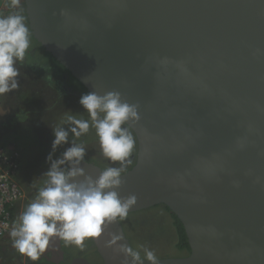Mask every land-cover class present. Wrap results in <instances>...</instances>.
I'll use <instances>...</instances> for the list:
<instances>
[{"label":"water","instance_id":"1","mask_svg":"<svg viewBox=\"0 0 264 264\" xmlns=\"http://www.w3.org/2000/svg\"><path fill=\"white\" fill-rule=\"evenodd\" d=\"M22 2L32 36L65 73L138 106L126 125L134 164L117 191L137 197L129 214L167 207L190 248L158 264H264V0ZM81 167L93 178L104 170ZM111 233L133 248L122 220L93 245L102 264H124ZM61 245L49 250L63 255Z\"/></svg>","mask_w":264,"mask_h":264},{"label":"clouds","instance_id":"2","mask_svg":"<svg viewBox=\"0 0 264 264\" xmlns=\"http://www.w3.org/2000/svg\"><path fill=\"white\" fill-rule=\"evenodd\" d=\"M11 7L19 9L20 0H11ZM30 45V29L21 11L0 16V95L19 88L17 63L24 61ZM79 103L90 120L67 115L63 121L67 128H53L52 153L47 157L50 166L44 173L47 180L10 232L12 246L34 262L56 240L83 249L86 239L100 238L107 225L126 219L137 203L135 195L122 197L117 189L123 183L125 162L130 163L128 158L135 147L126 125L139 120L138 106L125 101L118 91L104 95L91 91L82 95ZM90 126L96 130L103 156L121 163L120 167L102 170L96 178L81 167L86 155L82 144L73 141L60 157L53 158L58 146L69 143L70 133L79 138ZM110 237L107 246L125 256L124 264L128 257L132 264H144L139 251L119 243L123 236L111 233ZM144 257L149 264H158L154 251L145 248Z\"/></svg>","mask_w":264,"mask_h":264},{"label":"rangeland","instance_id":"3","mask_svg":"<svg viewBox=\"0 0 264 264\" xmlns=\"http://www.w3.org/2000/svg\"><path fill=\"white\" fill-rule=\"evenodd\" d=\"M4 1L5 0H0V5H2ZM17 67L20 71V76L18 77L20 86L15 91L27 88L29 89L27 93L32 95L38 92V94L36 98L22 99L20 102H16L15 100L12 107L14 111L17 110L19 104H24L26 102L24 105L28 112L33 113L34 116L20 125L13 126L6 134L12 136L11 140L13 147H10L9 153L13 151L22 153V158L20 157L22 162L20 160V163L23 173L20 178L18 177V181L25 189L26 194L31 193V197L33 198L38 194V190L44 186L47 180L44 173L50 166L47 157L52 153V141L55 138L53 128L58 126L67 128L68 125L63 123L67 115H73L83 120H90V116L79 103L80 99L77 96L72 94H66L65 96V94H61L56 88L46 85L42 79L21 68L19 63H17ZM62 73L68 80L70 79V76L65 73V71L62 70ZM55 79L57 83L59 77L57 76ZM33 81L34 83H32ZM69 88L71 89L72 87L70 86ZM18 93L19 92H17V94ZM5 97L6 99H4L3 103L0 101V106L4 111L2 115L7 114V110H4L7 107L5 102L10 95H5ZM73 141L77 144H82L86 152L97 153L100 161H105V163L110 162L111 165H113L108 167L121 166L120 162H113L103 156L99 137L96 135V130L91 126L89 131L79 138H75L73 134L70 133L69 143L58 146L55 153H53V158L60 157L65 149L71 146ZM64 167H67V165ZM126 168L125 162V169ZM27 183L32 185V189L24 186ZM136 217L134 234L131 232L132 237L141 240L136 251H139L143 255L144 249L147 248L154 251L156 256H170L176 254V235L168 215L166 216V214L161 211L150 210L141 212L140 215ZM128 218L130 219V216L124 221L128 220ZM4 245H6V243L0 241V264H38L31 261L26 255H21L15 251L8 252V250H3L5 247Z\"/></svg>","mask_w":264,"mask_h":264},{"label":"trees","instance_id":"4","mask_svg":"<svg viewBox=\"0 0 264 264\" xmlns=\"http://www.w3.org/2000/svg\"><path fill=\"white\" fill-rule=\"evenodd\" d=\"M21 11L22 14L25 17V23L28 25L27 18L25 16L24 10H23V2L21 0L20 2V8L19 9H13L11 7V0H5L2 5H0V15H8L14 11ZM29 27V26H28ZM30 40H31V45L30 48L28 49L25 59L23 62H18L24 70H26L28 73L37 76L38 78L42 79L43 82H45L46 85L52 86L59 90L61 94H72L77 96L79 99L81 98L82 95L88 93L71 75L70 79L68 80L65 75L62 73V69L60 68V65L56 62V60L50 55V53L46 52L45 49L40 45V43L32 36L30 32ZM59 77V80L56 83V77ZM34 83V81L32 82ZM74 85V86H73ZM72 87L71 89L69 87ZM21 90V89H19ZM12 91L9 92L8 94L0 95V100L4 101L6 99L5 95H10V97H7V107L4 110H7V114L0 115V161H2V156L3 153L8 151L10 147H13L12 143V136H9L6 134L7 131H9L13 126L15 125H20L24 123L27 119H29L30 114L24 104H19L17 110H13V103L20 102L22 99H27L36 96L38 92H35L34 94L27 93L29 89L25 88L21 91ZM17 92H19L17 94ZM5 117V118H4ZM4 119V120H3ZM130 131V129H129ZM131 132V131H130ZM132 134V132H131ZM133 135V134H132ZM134 137V136H133ZM136 146L133 149V154L135 153ZM131 157V156H130ZM85 159L88 160H93L97 161L103 169L108 168V165L105 164V161L102 162V160H99V157L97 156V153L95 152H86ZM134 164V160L132 162ZM131 164V166L133 165ZM131 166L127 167L126 169L130 168ZM21 167V163H20ZM20 172V169H19ZM25 183V182H23ZM25 187H28L29 189H32V185L30 184H25ZM37 195V194H36ZM36 195L34 197H36ZM33 197V198H34ZM31 193L26 194V198L23 202L17 203L15 206H13L12 212H13V223L16 224L18 223V217L23 213L25 208L31 203ZM150 210H155V211H161L162 213L168 215L170 218V222L172 225L173 230L175 231L176 235V254L175 255H185L189 253V245L187 241V237L183 228V225L181 222L177 219V217L171 213V211L163 206V205H157L155 207H152L150 209H145L143 211L135 212V213H130L128 216H130V219L124 221V226L125 229L130 237V240L132 242L134 250H136L137 247H139V244L141 240L137 239L136 237H132L131 232L133 233L135 229V224H136V216H139L141 212H147ZM139 214V215H138ZM134 234V233H133ZM0 241H4L6 245L3 248V250H8V252L11 251H16V249L12 246L13 241L9 237H4L0 239ZM179 252V253H177ZM183 252V253H182ZM141 256H144V254Z\"/></svg>","mask_w":264,"mask_h":264},{"label":"built area","instance_id":"5","mask_svg":"<svg viewBox=\"0 0 264 264\" xmlns=\"http://www.w3.org/2000/svg\"><path fill=\"white\" fill-rule=\"evenodd\" d=\"M9 150L3 153L2 161H0V239L9 237L12 240L10 232L14 223L11 208L25 200L26 191L18 181L19 153L14 151L9 153Z\"/></svg>","mask_w":264,"mask_h":264},{"label":"flooded vegetation","instance_id":"6","mask_svg":"<svg viewBox=\"0 0 264 264\" xmlns=\"http://www.w3.org/2000/svg\"><path fill=\"white\" fill-rule=\"evenodd\" d=\"M7 103L8 102L6 100L5 104ZM128 160L130 161V163L126 161L127 167L133 164L132 163L134 160L133 153L131 154V157L128 158ZM105 164L108 166H113L111 165L110 162L105 163ZM103 167L105 166L103 165ZM84 245H85L84 248L81 249L75 245H72V244L66 245L64 242H62L61 248L63 251V255H60L58 252L53 253V251L48 250L41 256V258L38 261H35V262L38 264H70L73 259L85 258L90 262V264H102V258L100 254L97 252L96 248L94 247L91 238L86 239L84 242Z\"/></svg>","mask_w":264,"mask_h":264},{"label":"crops","instance_id":"7","mask_svg":"<svg viewBox=\"0 0 264 264\" xmlns=\"http://www.w3.org/2000/svg\"><path fill=\"white\" fill-rule=\"evenodd\" d=\"M36 97H37V95L34 96V98H36ZM0 101L3 103L2 100H0ZM13 104H14V103H13ZM3 113H4L3 108L0 106V114H3ZM29 114H30V117L34 116L33 113H30V112H29ZM30 117H29V118H30ZM27 120H29V119H27ZM27 120H26V121H27ZM10 136H11V135H10ZM0 140H1V139H0ZM21 154H22V153H19V155H20L19 158L21 157ZM21 158H22V157H21ZM21 158H20V160H21ZM21 162H22V160H21ZM22 173H23V171L21 170V167H20V172H19V174H18V177H19V178H20V176H21Z\"/></svg>","mask_w":264,"mask_h":264}]
</instances>
